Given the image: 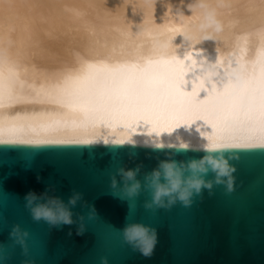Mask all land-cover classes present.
<instances>
[{
  "label": "bare ground",
  "instance_id": "bare-ground-1",
  "mask_svg": "<svg viewBox=\"0 0 264 264\" xmlns=\"http://www.w3.org/2000/svg\"><path fill=\"white\" fill-rule=\"evenodd\" d=\"M206 12L219 32L201 30ZM131 66L164 81L167 105L96 103L112 70ZM262 71L264 0H0V140L264 142L225 131L213 106L237 75Z\"/></svg>",
  "mask_w": 264,
  "mask_h": 264
},
{
  "label": "water",
  "instance_id": "water-1",
  "mask_svg": "<svg viewBox=\"0 0 264 264\" xmlns=\"http://www.w3.org/2000/svg\"><path fill=\"white\" fill-rule=\"evenodd\" d=\"M157 144L0 140V264H102L105 256L108 264H264V142ZM210 154H221L235 167L234 191L216 184L207 165L209 171L201 178L213 187L194 195L190 206L177 200L167 209L144 207L152 202L151 174L161 161H176L187 176L190 163L207 160ZM233 154L239 159L231 160ZM119 169L135 171V179L126 182ZM137 181L139 194L128 198L125 187ZM29 191L47 192L39 202L58 196L65 203L73 191L82 193L71 209L75 222L51 227L35 221L25 207ZM131 204L135 207L130 209ZM92 206L96 216L88 219ZM82 215L86 230L80 235ZM130 221L157 230L151 257L124 242L121 229ZM16 224L29 232L27 255L10 236Z\"/></svg>",
  "mask_w": 264,
  "mask_h": 264
},
{
  "label": "clouds",
  "instance_id": "clouds-1",
  "mask_svg": "<svg viewBox=\"0 0 264 264\" xmlns=\"http://www.w3.org/2000/svg\"><path fill=\"white\" fill-rule=\"evenodd\" d=\"M196 6L201 9L207 8V0H195ZM191 8V7H190ZM192 9V8H191ZM200 28L203 31L213 30L220 31V25L216 23L210 12H206L203 21L200 24ZM211 143V141H209ZM146 144H152L156 147L159 145L155 142H146ZM221 157L214 159L211 157ZM231 160H238L239 156L233 154L230 157ZM207 165L211 166V170L215 173L216 184H225L227 191L230 193L234 191L233 173L236 171L234 166H230L229 159H224L221 154H210V158L201 162H192L188 165L187 172L182 169L176 161H161L158 168L151 174V187L153 188V198L151 203H145L144 207L152 209L155 205L157 208H171L173 204L178 201L182 202L185 206H190L192 197L196 194H200L204 188L211 189L213 187L212 182H205L201 176L206 175L209 171ZM119 174L125 179V181H133L135 179V171L119 169ZM161 176L164 183H160ZM39 179V177H38ZM111 187H116L115 177L111 180ZM140 183L137 181L130 186L125 187V194L128 198H134L139 194ZM47 196V192L43 194H37L35 191H29L25 197V207L30 210L32 218L35 221H45L51 227L61 226L64 224H73L72 208H74L79 201L82 200L83 194L77 191H73V194L69 197L67 203L58 196L48 197L47 200L41 201V197ZM165 197H171L167 203H164ZM135 205H129V208H134ZM96 216L95 207L92 206L87 214L88 219H92ZM82 223L80 224L77 234L82 235L86 230L83 221L85 217H80ZM123 240L130 245L133 250L138 251L145 257H151L155 251L156 244L158 242L157 230L149 225L130 221L124 225L121 229ZM71 234V233H70ZM10 236L14 239L15 243L22 245L25 255L28 254L27 237L29 232L27 230H21L19 224L13 226ZM102 264H108V258L102 257ZM25 264H31V261H26Z\"/></svg>",
  "mask_w": 264,
  "mask_h": 264
},
{
  "label": "snow or ice",
  "instance_id": "snow-or-ice-1",
  "mask_svg": "<svg viewBox=\"0 0 264 264\" xmlns=\"http://www.w3.org/2000/svg\"><path fill=\"white\" fill-rule=\"evenodd\" d=\"M112 73L116 78L111 87L98 95L97 104L106 108L144 111L168 104L164 81L151 74L149 66L118 68L112 70ZM236 79L237 85H225L224 93L213 101L223 129L229 132L258 130L264 133V71L255 80H246L240 75ZM204 93L207 95L206 90ZM201 121L205 122L203 118ZM211 130L215 132V125L211 126Z\"/></svg>",
  "mask_w": 264,
  "mask_h": 264
}]
</instances>
